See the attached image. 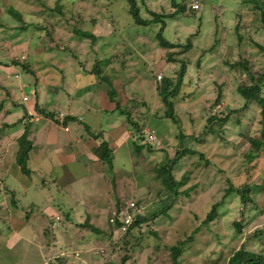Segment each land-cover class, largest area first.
Listing matches in <instances>:
<instances>
[{"label":"rangeland","instance_id":"1","mask_svg":"<svg viewBox=\"0 0 264 264\" xmlns=\"http://www.w3.org/2000/svg\"><path fill=\"white\" fill-rule=\"evenodd\" d=\"M193 1L199 2V9L168 19L163 31L172 43L190 42L185 52L174 54L177 62H169L168 51L159 46L156 38L159 23L129 25L131 16L124 0H3L0 3V86L4 85L10 94L5 100V108L10 112L5 110V114H0L1 125L21 119L23 108L37 99L39 104L56 110L63 108L64 100H70L77 115L86 111L96 113L93 111L96 109L100 114L96 119L100 134L85 136L97 143L110 134L112 127L121 124L131 127L126 115L115 110V103L105 95L108 84L94 74H87L94 62L106 55L110 62L102 74L116 88V100L134 113L133 120H143L148 139L159 144L151 151L147 146L135 151L136 142L131 135L113 149L110 163H102L97 157L90 162L81 151V144L69 145L65 149L77 152L79 157L61 168L57 152L51 149L46 159L29 160L34 172L27 174L17 170L12 158L15 138L23 133L26 120L5 127L0 132V264H43L44 261L48 264V259L58 254L67 257L65 264H104L100 247L109 242V217L117 197L126 192L135 199L143 198L139 209L145 215L168 202L171 194L160 191L162 183L153 169L174 156L181 139L176 123L155 115L164 111L158 95L157 74H162V78L174 77L184 59L189 61V66L182 91L192 94L184 98L180 93L175 110L187 135L183 141L194 152L179 162L176 177L187 174L181 189L192 185L194 188L186 195H178L166 214L142 224L143 235L138 238L132 260L136 264H172L169 249L191 234L192 241L181 247V264H224L231 251L243 243L264 253L263 234L252 236L254 231L264 229V149L248 157L250 142L240 136V132L252 136L257 133L258 122L243 118L242 126L227 123L222 132L208 134L203 142L192 139V135L200 134L204 119L210 114L209 100L215 97L217 84L224 85L222 105L235 106L240 100L235 89L243 83L242 71L231 69L226 62L244 59L249 64L264 65V51L259 47H264L259 10L253 9L250 0ZM255 1L264 7V0ZM56 3L62 6V12L55 8ZM138 3L142 16L150 19L153 17L150 11L163 13L171 7L169 0H138ZM8 6L21 12L22 21L9 13ZM77 11L85 23L71 18ZM43 22L53 34L52 39L42 28ZM24 23L25 32L12 30ZM74 28L89 29L96 41L92 43L88 37L77 36ZM139 33L145 36H137ZM25 63H29L31 70ZM55 88L58 99L53 100ZM94 93L100 94L99 102ZM24 94L27 101L22 99ZM85 94L92 97L87 100ZM93 97L96 99L92 100ZM131 101L144 102L148 109H138ZM140 111L143 118H138ZM34 124L28 128V137L36 143L35 150L46 151L43 141L46 129L38 123L32 127ZM75 133L73 129L71 134ZM64 168L69 172H63ZM230 182L236 186L249 182L252 185L249 196L255 204H249L242 216L238 210L239 196L230 193L219 208L218 218L200 226L201 219L213 203L222 199ZM10 200L17 202L16 208ZM26 205L35 207L27 219L22 209ZM68 210L74 222L81 223L80 227L63 220L60 212L65 214ZM55 215L61 220L51 226ZM243 219V227L237 232L233 221ZM139 229L134 228L135 236ZM110 259L116 263L118 251Z\"/></svg>","mask_w":264,"mask_h":264},{"label":"trees","instance_id":"2","mask_svg":"<svg viewBox=\"0 0 264 264\" xmlns=\"http://www.w3.org/2000/svg\"><path fill=\"white\" fill-rule=\"evenodd\" d=\"M2 1L3 0H0V2ZM124 1H126L127 4V13L131 16V21L129 24L130 26H132V24H141L144 26H151L155 23L160 24L159 29L156 32V38L158 40L159 46L168 51L167 58L169 62H177V59L174 58V54L185 52L187 48H189L190 42H188L187 44H179L174 42L172 43L164 36L163 31L165 29L168 19L174 18L180 14H185L190 10L199 9H194L191 7V3L193 0H169L171 6L170 9L163 13L150 11V14L153 16L151 19L148 17L144 18L142 16L138 0ZM250 1H253L254 3L253 9L256 8L257 10H259V22L261 24L262 29H264V7H262V5L259 2H256L255 0ZM57 3L55 5V8L62 12V6L58 5ZM8 11L14 16H17L18 20L22 21L20 11H18L17 9H11V6H8ZM71 18H74V20L76 21L82 20V14L81 12L77 11L73 13ZM114 20L115 18L113 17L112 22H114ZM82 23H85V21L82 20ZM41 26L45 29L46 35L50 39H52L53 34H51V31L47 27H45L46 25L44 22L41 24ZM26 29L27 25H25V23L15 28H12L14 32H17L16 30H18V32H25ZM74 32L79 37H88L92 39V43L96 41V36L91 33L89 29L74 28ZM137 36H145V34L139 33L137 34ZM54 45L57 46L58 44L54 43ZM178 47H181L179 51L175 49ZM259 47L261 48V50L264 51L263 46L259 45ZM105 56L101 59H97L94 62L92 68L89 70V72L85 71L83 73L86 74L87 72V74H94L96 78L103 80L106 84H108V89L105 95H108V99L111 102L115 103L114 109L120 110L121 113L125 114L126 119L131 124V127H129V125L126 127L125 124L123 126L126 130L132 132L131 135H133L135 138V151H139L142 146H147L149 151L153 150V148L155 147L157 148L159 144H156V141L155 143H153L154 140L148 139V132L145 131V124H143V120H133L134 113L123 108L122 105L119 104V102L116 100V88L112 86L107 76L105 74H102L103 69L110 62L109 58ZM11 61L13 63H18V61L15 59H11ZM179 64V68L175 71L176 75L174 77L165 75L159 81V84H157L158 95L160 97L161 103L164 105V111L161 115L158 111L155 112L156 116H159L160 118H169L177 124V128L179 130L178 138L181 139L180 143L175 147L177 150L175 151L174 156L168 157L166 161L159 162L156 166H154L153 169L154 174H156V179H158L162 183V189L160 191H168L171 194V198L165 205H163L159 209H156L153 213L145 215L142 214L139 209V205L143 201V198L135 199L134 196H131L126 192H124L122 196L117 197V200L114 202L113 210L111 211L112 216L109 217L110 233H107L109 242H107L106 245H102L100 248L102 249L101 254L104 259V264H136V262L132 260V257L133 252L135 250V246L139 243L138 238L143 235V231L141 230L142 224L144 222L153 221L154 219L159 218L161 215L166 214V212L176 201L178 195H186L189 193V190H193L194 188V186L192 185L189 188L181 189L183 188L184 184H186V181L188 179L187 174L182 175L180 178L176 177V171L178 169L179 162L185 156H188L189 154L194 152V150L188 146L189 144L187 145L183 141V139L187 135L185 134L183 128L180 127V118L178 117L175 110V104L179 101L180 93L182 94L181 96L184 98H188L192 94H189L188 91H182V86H185L186 84L185 75L188 71L189 61L184 59L181 60ZM226 64H228L231 69L236 70V68H239V70L242 71V76L244 77L243 83L237 85L235 89V93L238 95L240 100L236 103L235 106L229 103L222 105V101L225 100V93L223 91L224 85L217 84V92L215 94V97H212V99L209 100L210 114L205 117V123L202 130L200 131V134L198 136L192 135V139L194 137L196 141L203 142L204 137L208 134L213 135L215 133H218L219 131L222 132V130H224V128L226 127L227 123H233L234 125L242 126L243 118L249 117L251 121L258 122V131L253 136L250 134L244 135L242 134V132H240V136L245 137L250 142L249 150L247 151L246 155L251 158L256 156L259 151L264 149V65L261 63L257 65L254 63L249 64V62L244 59H240L231 63L227 61ZM25 66L28 67V70H31L29 67V63H25ZM195 66L196 68L200 66L199 60L196 61ZM153 76L156 79V75L154 74ZM2 88H5L4 85L0 86V91H2ZM4 91V93H0V98H4V100L0 99V114H5V110L10 112L9 109L7 110L5 108L6 97L10 94L7 89H4ZM14 102L15 101L12 100V104H14ZM143 103L144 102L137 101V103H133L132 106H136V108L138 109L144 107L148 109L146 104ZM16 105L17 104L15 103L14 106ZM31 109L33 113H31V111H28L27 107H24V114L22 115L21 119L17 120L14 123L7 124L3 122L2 125L0 123V132H2L5 127L11 128L19 121L22 122L23 120H26V122L23 123V133L15 138V147L13 148L12 158L14 157L15 159V164H17L18 168L17 170L21 173L27 174H31L32 172H34L29 167V153L32 148H34V144L32 140L28 137V128L31 126V124L35 122L32 120L36 115L40 116L42 119L51 121L57 126L63 125L64 127H67V124L71 125L74 122L82 124L78 121V118L76 116L67 113H63V115L61 116L60 111L56 110L52 106L46 107L45 105H40L37 99L31 105ZM234 115L235 117L232 118V116ZM141 117L142 112L140 111L138 118ZM26 123L28 124L27 127L25 126ZM98 134L99 133L95 134V136H97ZM2 150L4 151L6 149ZM111 152L112 149L109 147L107 140L104 139L103 141L98 142L97 147L94 149V153L97 157L96 160H100L102 163H110L109 156ZM206 164L208 165L207 159ZM44 181L45 179H43V182ZM251 189L252 185L249 182H245L239 186H236L230 182L228 187L225 189L222 199L213 203L211 210L207 212L205 216L201 219L200 226L204 225L206 222H213L218 218L220 212L219 208L224 204L223 200L230 193H235L239 196L241 207L238 210L243 216L249 204H255L253 202V199L249 196ZM132 199H135V201H133ZM10 201L12 207L16 208L17 202L14 200ZM130 202H133V207H130ZM33 208L35 207L31 205H26L22 207L24 212L23 217L25 219H27L28 216L32 215ZM254 208H256V205ZM70 212L67 211L65 214H62L60 212V215L65 218H68L72 215V212ZM127 213H133V220L128 225L127 230L122 232L121 227L124 224L123 218L124 215ZM243 221L244 219L241 221H233L237 232H239L243 227ZM76 225L80 227L81 223H77ZM136 226L140 229L138 230V233L135 236L133 230ZM259 234H263L264 237V229H261L260 231L257 230V232L254 231L252 236H259ZM192 236L193 235L191 234L185 239H181L179 245L169 249V255L172 264H181V261L179 260V256H181L183 251V248L181 247H184L186 243L191 242ZM245 244L246 243H243L239 246V248L233 249L224 264H264V253L251 250L250 248L246 247ZM116 251H118V259L117 262L114 263V261L110 259V255H112ZM66 262L67 257L61 254L55 255L53 258L48 259V264H65Z\"/></svg>","mask_w":264,"mask_h":264},{"label":"crops","instance_id":"3","mask_svg":"<svg viewBox=\"0 0 264 264\" xmlns=\"http://www.w3.org/2000/svg\"><path fill=\"white\" fill-rule=\"evenodd\" d=\"M0 3H2V2H0ZM78 73H79V71H78ZM98 85L101 86L100 83H98ZM24 95H26V94H24ZM94 95L97 96V101L99 102L98 97L99 98L101 97L100 94L94 93ZM85 97L87 100H89V98H91L92 95L85 94ZM51 98L53 100L58 99L56 88H55L54 92L52 91ZM93 99H96V98L93 97L92 100ZM60 100H62V99H60ZM31 105L29 107H27V109H28V111H31V113H33L32 109H31ZM40 105L44 106L45 104L40 103ZM63 105H64L63 108H60L58 111H60V112L63 111L62 113H67V114L76 116L78 118V121L81 122L82 124L75 123V122L72 125H75V124H79V125L72 126L70 124H67L68 129L66 130L63 125L57 126V125L53 124L51 121L42 119L40 116L36 115L33 118V120L35 121L34 122L35 124L32 127H35L36 123L42 124L41 126L45 127L46 134H45L43 141L46 143L47 149H46V151L39 152L38 150H35V145H34V150H31L29 153V157H30L29 159H32L33 161L36 160L37 162H39L42 159H46L48 152L52 149V150H55L57 152L58 167L61 168L65 164L67 165V163L76 162V158L79 157V155L76 154L77 152L74 153L73 151L70 152V151L66 150V149H68L66 146L70 145V147H73V146L76 147V145L79 146L80 144H81V146H83V147H81V148H83V150H81V151L85 154L86 159L88 161L91 162L93 160V158H96L95 153H94V149L97 147L98 143L96 142L95 139H93L94 140L93 141L92 137L90 139H88V137L85 135L92 134V133L95 134L96 132H99V134H100V129L97 128V120H96L98 118L97 116L98 115L100 116V114L95 109L93 111H95L96 113H92V111L91 112L86 111L84 113L81 112V113H79V115H77V111H75L76 107L74 106V102H71L70 100H64ZM65 105H66V107H65ZM93 105L95 106L94 103H93ZM87 110H90V108ZM110 110H111V108H110ZM111 111H113V110H111ZM93 118H94V122H93ZM41 121L43 123H41ZM81 125H83V126H81ZM123 125L124 124H121V125H117L115 127L110 128V131H109L110 134L109 135L105 134V136L103 138L104 140H107L108 145L112 149V151L115 147L119 146L120 143H122V142L124 143L127 138L131 137L132 132H130L129 130H126ZM73 129H75V132H76L75 134H71ZM94 134H93V136H94ZM58 140L60 141V143H58ZM34 144H36V143H34ZM58 146H60V147H58ZM60 149H62V150H60ZM81 158L83 159V157L80 156V159ZM63 172H69V171L64 168ZM85 175H87V173H85ZM68 211L70 212V210H68ZM56 214H59V212H57ZM62 218H64L63 220L67 221L71 225L78 227L76 225L78 222H74L73 215H71L68 218H65L62 216ZM101 250L102 249H100V251ZM91 258H92V256H91ZM43 264H46L45 261Z\"/></svg>","mask_w":264,"mask_h":264},{"label":"built area","instance_id":"4","mask_svg":"<svg viewBox=\"0 0 264 264\" xmlns=\"http://www.w3.org/2000/svg\"><path fill=\"white\" fill-rule=\"evenodd\" d=\"M191 7L194 8V9L199 8V2H197V1H192V3H191ZM15 76L17 77V75H15ZM157 78H158V81H160L161 78H162V74L158 73V74H157ZM22 99H23L24 101H26V100H28V96H27V95H24ZM60 115L62 116L63 113L60 112ZM65 129L67 130L68 128L65 127ZM130 207H133V202H130ZM54 219H55V221L52 222V225H51V226H55V225H56V221H60V220H61V217H60L59 215H55V216H54ZM132 220H133V213H127V214L124 215V218H123V222H124V224H123L122 227H121V231H122V232H124V231L127 230L128 225L131 223ZM110 221H111V219H110ZM74 255H77V253L74 254ZM112 260H113V259H112ZM113 261H114V260H113Z\"/></svg>","mask_w":264,"mask_h":264},{"label":"clouds","instance_id":"5","mask_svg":"<svg viewBox=\"0 0 264 264\" xmlns=\"http://www.w3.org/2000/svg\"><path fill=\"white\" fill-rule=\"evenodd\" d=\"M24 101V100H23Z\"/></svg>","mask_w":264,"mask_h":264}]
</instances>
